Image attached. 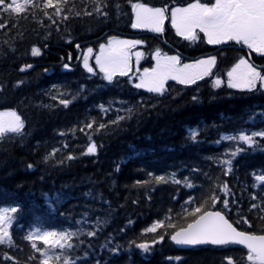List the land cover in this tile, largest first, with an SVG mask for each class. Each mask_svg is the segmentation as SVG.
<instances>
[{"label": "trees", "instance_id": "1", "mask_svg": "<svg viewBox=\"0 0 264 264\" xmlns=\"http://www.w3.org/2000/svg\"><path fill=\"white\" fill-rule=\"evenodd\" d=\"M97 2L107 17L95 12ZM135 2L168 5L169 10L193 0H65L59 16L55 8L44 9L43 0H35L39 7L25 14H0V23L7 21L0 29V111L15 110L25 125L22 135L9 133L0 140V209L18 208L9 228L12 244L0 245V264H13L4 260L5 252L21 264H39L40 253L24 240L35 228L80 230L79 239L71 240L73 247L62 250L79 264H227L224 258L229 256L238 264H248L246 249L238 245L179 249L168 239L171 229L157 230L165 239L149 252L135 247L155 238L152 233L141 234L154 220L170 217L166 223L186 226L190 222L186 212L210 197L214 185L227 184L228 207H224L225 193L217 187V203H209L205 210L224 212L242 231L264 233V184L254 181V174L264 175V138L254 137L251 147L238 141L216 143L221 134L264 130V89L259 84L248 91L225 83L213 87L210 76L194 85L169 80L158 95L136 89L126 75H117L109 83L96 69L87 73L82 67L81 51L96 48L108 37H136L146 41V52L158 47L178 53L184 61L214 55L212 75L219 77L238 57H248L233 43L211 47L201 37L183 40L167 22L162 35L135 33L130 6ZM34 45L40 49L39 56L31 55ZM250 55L264 69V56ZM149 62L147 57L141 65L149 67ZM27 64L33 67L21 72ZM59 99L72 102L65 108ZM109 104L107 114L100 111V105ZM129 107H134L130 116ZM117 115L129 118L111 125ZM89 120L107 126L99 132L91 130V142L97 145L94 155L83 154L89 134L80 129ZM190 129L198 131V142L189 138ZM53 148L58 151L45 163L43 157ZM236 148L242 149L237 156L224 154ZM69 154L76 158L67 161ZM229 159L231 171L224 175L229 166L219 161ZM173 173L179 184L172 182ZM155 176H164L165 181L157 183ZM185 177L192 187L186 186ZM189 197L192 203H186ZM98 220L102 223L94 229ZM87 231L96 234L88 237ZM36 244L45 247L40 241ZM112 248L118 251L113 253ZM53 253L60 254L61 249ZM29 256L34 259L28 261Z\"/></svg>", "mask_w": 264, "mask_h": 264}, {"label": "snow or ice", "instance_id": "2", "mask_svg": "<svg viewBox=\"0 0 264 264\" xmlns=\"http://www.w3.org/2000/svg\"><path fill=\"white\" fill-rule=\"evenodd\" d=\"M65 0H43V8H55L56 15L59 16L61 7ZM133 29L147 28L151 32L162 33L163 25L168 12V5L163 7H150L144 3H131ZM39 7L35 0H0V14H7L11 16H18L25 14L29 8ZM103 7H107L105 4ZM119 11L120 6H115ZM95 12L101 16L107 17V12H103L101 5L97 2ZM91 15V13H86ZM44 15L48 16V12L44 11ZM79 15V13H77ZM64 16L63 19H67ZM171 25L175 29L176 35L183 37L185 40L195 41L199 33H203V39L208 45H227L228 42H235L236 44H243L248 49L256 53H264V0H211L208 3H201L200 0H193V2L186 4L183 7H171ZM51 19V17H49ZM7 24L0 23V29H3ZM198 30V31H197ZM143 43L140 40H126L118 39L116 37H108L107 43L99 44V51L95 53V67L103 74V79L109 83H113V78L127 75L126 69L129 67V49L135 45ZM77 48L80 46L77 45ZM93 53L91 47L83 50V68L87 73H93L94 69L90 66L88 59ZM32 56H39L40 49L35 45L31 48ZM137 60L141 57L142 53H135ZM155 64L151 69L145 68L134 83L136 89H146L150 93L162 95L165 91V81L168 79L176 80L181 85H194L196 81L201 80L207 76L213 66L216 64V56H208L206 58L196 59L191 63H180L179 55H164L161 54L159 49L151 53ZM69 59L71 57L69 56ZM33 65H22L20 71L31 69ZM65 69L69 68V64L63 65ZM47 71V69H45ZM228 87L234 89H246L252 91L257 87L264 89V75L258 72L244 57H240L227 71ZM17 84L22 83L17 81ZM129 83H132L129 77ZM221 84L220 79H214L212 82L213 87ZM67 95V94H63ZM53 100L57 99L56 96L52 97ZM75 99V96H73ZM192 101H197V96H193ZM59 104L67 108L72 102L69 99H59ZM111 104V102H110ZM100 105V111L107 114L111 107ZM142 107L143 101L138 102ZM44 107H49L45 105ZM135 107V106H134ZM134 107H129L127 112L129 116L133 113ZM150 107H155L151 105ZM119 111V110H117ZM128 116L117 115L116 119L110 121L111 125H117L121 121L128 119ZM24 121L17 114L15 110L0 111V140L5 138L6 134L22 135L24 128ZM105 124L95 125V122L89 120L80 131L88 130L89 143L84 151V155H94L97 152V145L91 142V130L95 128L97 132L105 129ZM61 136L65 133L61 132ZM198 131L196 129L189 130V138L195 143L197 141ZM254 137L264 138V130L252 132L250 135L241 130L238 134H221L220 139L216 141L217 144L222 141H238L242 142L249 147L254 144ZM67 148V145H64ZM58 150L53 148L51 153L43 157V161L47 163L53 158L54 153ZM242 149L236 148L233 151H226L225 155L232 157L237 156ZM76 157L69 154L66 157L67 161L74 160ZM213 159V157H208ZM64 161H60L63 163ZM221 165H228L229 167L224 172L228 175L231 171V163L229 160H220ZM32 168V165H28ZM199 171L193 169V172ZM152 173H149L151 176ZM172 175V182L179 184L180 181L175 179V173ZM157 183L164 182V176H155ZM254 181L256 183L264 184V175H255ZM186 186L192 187L188 181V177L184 178ZM139 183V182H138ZM255 186V184H254ZM218 187L219 191L225 193L224 207H228V200L226 198L228 192L227 184L214 185L211 189L213 194L207 197L198 207H192L190 213L186 212V217L190 221L186 226L175 225L166 223L167 219L154 220L150 226L142 229L141 234L152 233L155 238L151 241H143L136 243L135 247L141 252L147 253L151 250L152 246L160 243L165 239L163 235L157 232L158 229H171V234L168 237L172 242L177 245L195 247L199 245H213V246H229V245H243L247 249L246 260L248 264H264V233L254 234L252 232L238 231L231 223L225 218L221 211H207L205 210L209 203L216 204L218 197L215 194V189ZM49 199L48 194H45V200ZM255 199V197H253ZM186 203H192V198ZM235 204V200H232ZM255 208L256 205L251 206ZM18 208L11 207L7 209H0V245L12 244L11 234L9 228L13 222L14 214ZM243 223L247 224L248 221L243 219ZM77 223H82L78 221ZM102 222L98 220L93 228H99ZM123 231V229L121 230ZM95 231H87L86 236L93 237ZM81 235L80 230L77 231H43L35 228L30 231L24 240L30 242L31 248L35 252L40 253L39 264H59L63 259V264H79V261H73L67 255H63V249H71L73 244L71 240L75 237L79 239ZM36 241L43 243L45 247H38ZM133 243L132 241L129 242ZM61 249L60 254H50L52 250ZM111 251L116 253L117 248H112ZM87 255V253H86ZM32 256L28 257V261L33 260ZM171 260L172 258H167ZM179 260V257H176ZM227 264H238L231 256L224 258ZM4 260H12L13 264H21L19 260L8 256L7 252L4 253ZM27 264V262H25Z\"/></svg>", "mask_w": 264, "mask_h": 264}, {"label": "rangeland", "instance_id": "3", "mask_svg": "<svg viewBox=\"0 0 264 264\" xmlns=\"http://www.w3.org/2000/svg\"><path fill=\"white\" fill-rule=\"evenodd\" d=\"M201 3H203V2H201ZM182 7V6H181ZM142 29H147V28H142ZM174 31H175V29H174ZM118 39H124V38H118ZM107 40H108V38L103 42V43H107ZM126 40H134V39H126ZM101 44V43H100ZM133 47H135V46H133ZM91 48H93V47H91ZM99 51V44L97 45V47H96V52L95 53H97ZM81 56H80V60H81V64L83 65V51H81ZM95 53H94V55H93V59H94V61H95ZM134 54H135V52H134ZM162 54V53H161ZM164 55H166V54H164ZM168 56H171L170 54H168ZM89 58H90V56H89ZM204 58H206V57H204ZM239 59V58H238ZM246 60V59H245ZM88 62H89V59H88ZM156 62H155V60H154V64H155ZM181 64H184V63H182V62H180ZM185 63H190V62H185ZM153 64V65H154ZM251 64V63H250ZM141 73H143V70H140L139 69V65H138V63L136 62V64H135V71H134V74L136 75V77L134 78V79H132V81L133 80H135V82H137V79H138V77H139V75L141 74ZM226 80H228V78H227V75H226ZM134 82V83H135ZM4 111H6V110H4Z\"/></svg>", "mask_w": 264, "mask_h": 264}, {"label": "water", "instance_id": "4", "mask_svg": "<svg viewBox=\"0 0 264 264\" xmlns=\"http://www.w3.org/2000/svg\"><path fill=\"white\" fill-rule=\"evenodd\" d=\"M208 211H217V210H208ZM223 214V213H222ZM224 215V214H223ZM225 216V215H224ZM225 218H226V216H225ZM227 219V218H226ZM228 220V219H227ZM229 221V220H228ZM229 223H231L230 221H229ZM232 224V223H231ZM233 225V224H232ZM233 227H235L234 225H233ZM236 228V227H235ZM238 230V229H237ZM238 231H240V230H238ZM169 241L174 245V246H176L177 248H180V249H185V248H189V246H182V245H177V244H175L174 242H172L170 239H169ZM241 246H243V245H241ZM244 247V246H243Z\"/></svg>", "mask_w": 264, "mask_h": 264}]
</instances>
